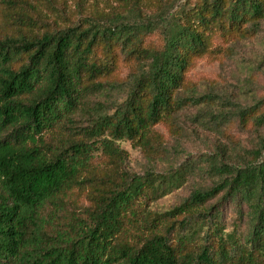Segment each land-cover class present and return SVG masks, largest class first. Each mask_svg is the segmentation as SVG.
<instances>
[{
  "label": "trees",
  "instance_id": "obj_1",
  "mask_svg": "<svg viewBox=\"0 0 264 264\" xmlns=\"http://www.w3.org/2000/svg\"><path fill=\"white\" fill-rule=\"evenodd\" d=\"M120 2L52 29L33 0H0V264H264V99L228 122L253 143H219L201 165L137 174L121 146L157 165L158 126L223 118L189 75L256 38L264 0ZM200 173L210 185L153 209Z\"/></svg>",
  "mask_w": 264,
  "mask_h": 264
},
{
  "label": "rangeland",
  "instance_id": "obj_2",
  "mask_svg": "<svg viewBox=\"0 0 264 264\" xmlns=\"http://www.w3.org/2000/svg\"><path fill=\"white\" fill-rule=\"evenodd\" d=\"M37 13L54 28L67 27L71 21L79 19L80 14L86 11L110 13L122 7L120 0H33ZM10 19V12L0 8V24H6ZM120 77L124 78L128 73V67L121 65ZM190 80L200 87L205 93L214 88L220 103L218 111L223 113L211 129L202 127L200 116L196 109L183 112L179 118V133L176 136L169 127L160 125L157 131L163 135L167 142L170 159L153 165L148 163L139 149H134L130 143H121L122 148L128 151L130 169L137 174H144L148 170H157L165 173L171 166L180 167L187 162L201 165L203 160L215 153L219 143H230L232 140L240 144V148L249 147L253 143L254 136L239 128L238 125H230L228 122L235 120L241 110L254 106L264 99V25L262 31L254 39L237 43L230 47V52L224 62L202 60L189 75ZM199 119V122L198 120ZM227 131L229 137H222L218 130ZM230 132V134H229ZM207 176L200 173L186 186L173 194L159 200L153 209L164 212L180 205L186 200L192 189L197 186H207ZM81 202L82 200L79 199ZM235 216L232 213L228 220V230H232Z\"/></svg>",
  "mask_w": 264,
  "mask_h": 264
}]
</instances>
